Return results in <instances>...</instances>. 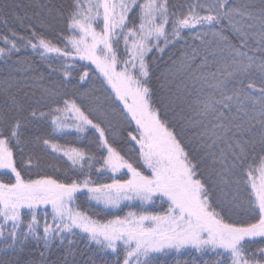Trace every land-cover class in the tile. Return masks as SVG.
Here are the masks:
<instances>
[{
	"label": "snow or ice",
	"instance_id": "snow-or-ice-1",
	"mask_svg": "<svg viewBox=\"0 0 264 264\" xmlns=\"http://www.w3.org/2000/svg\"><path fill=\"white\" fill-rule=\"evenodd\" d=\"M0 24V264H264V0Z\"/></svg>",
	"mask_w": 264,
	"mask_h": 264
},
{
	"label": "trees",
	"instance_id": "trees-1",
	"mask_svg": "<svg viewBox=\"0 0 264 264\" xmlns=\"http://www.w3.org/2000/svg\"><path fill=\"white\" fill-rule=\"evenodd\" d=\"M18 2L26 4V3L31 2V0H18ZM9 26L16 27L17 29L19 28L18 24H16L15 22H11V21H10V25ZM0 31H3V25L2 24H0ZM20 75L23 76L24 74L21 73ZM168 264H171V260L170 259L168 260Z\"/></svg>",
	"mask_w": 264,
	"mask_h": 264
}]
</instances>
